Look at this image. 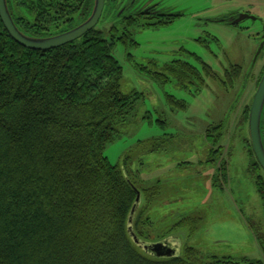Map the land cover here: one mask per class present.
<instances>
[{"label":"trees","instance_id":"obj_1","mask_svg":"<svg viewBox=\"0 0 264 264\" xmlns=\"http://www.w3.org/2000/svg\"><path fill=\"white\" fill-rule=\"evenodd\" d=\"M111 1H105L101 17L111 19L108 33L96 27L49 51L21 47L0 21V264H264V223L250 226L262 254L259 261L205 256L191 246L181 255L157 257L130 237L128 222L139 190L104 151L123 133L139 95L121 91L123 70L112 52L116 42L132 43L136 30L154 29L155 24L148 23L153 19L137 22L151 10L132 14L125 8L119 14ZM7 4L19 30L41 38L79 25L90 15L93 0ZM159 70L152 73L155 80H175L183 89L201 73L184 60ZM201 70L215 77L203 62ZM240 70L233 66L225 77ZM261 131L263 137V125ZM250 170L264 222V173L256 159ZM218 172L226 181L225 164ZM157 192L145 190L143 197L152 200ZM141 197L132 221L135 237L146 245L166 241L168 237L152 241L142 230L136 218ZM181 217L173 230L193 234L199 219Z\"/></svg>","mask_w":264,"mask_h":264},{"label":"rangeland","instance_id":"obj_2","mask_svg":"<svg viewBox=\"0 0 264 264\" xmlns=\"http://www.w3.org/2000/svg\"><path fill=\"white\" fill-rule=\"evenodd\" d=\"M120 1L135 8L156 5L177 15L171 24L158 29L136 30L132 43L118 41L112 52L123 70L121 91L139 97L123 133L106 147L104 156L139 190L142 197L136 218L142 230L152 241L168 237L177 255L191 246L205 256L237 262L262 260L250 230L264 222L249 172L255 159L248 119L264 73V46L251 66L264 43V0ZM241 11L256 20L236 26L216 21ZM110 20H100L97 28L108 33ZM152 23L158 27L156 20ZM178 60L201 72L195 84L183 89L175 80L152 77L154 71ZM202 62L215 77L205 75ZM233 66L240 67V72L225 77V70ZM263 123L264 110V140ZM222 164L226 181L218 172ZM153 188L159 192L152 200L145 199L143 192ZM171 202L175 204L168 206ZM181 216L199 219L193 234L173 230Z\"/></svg>","mask_w":264,"mask_h":264},{"label":"water","instance_id":"obj_3","mask_svg":"<svg viewBox=\"0 0 264 264\" xmlns=\"http://www.w3.org/2000/svg\"><path fill=\"white\" fill-rule=\"evenodd\" d=\"M106 0H93V6L90 15L76 27L58 34L49 37H33L27 34H24L16 26L7 4V0H0V21L10 36V38L20 45L21 47L32 50V51H49L60 48L66 44H70L74 41L81 39L84 35L89 33L91 30L97 27L98 23L101 20ZM256 20L255 17L249 16L247 14H240L238 17H229L228 19L224 18L218 20V23H226L230 26H236L244 20ZM264 38V34H263ZM264 43L260 44V47L254 57V60L251 66L254 65L258 55L260 54ZM264 110V73L261 77V80L258 83L257 89L255 91L248 119V133L249 141L252 149V153L258 163L259 167L264 173V143L262 137V115ZM140 201V194L137 192V198L135 206L133 207L130 217H129V226L128 231L130 237L141 247L144 251L149 252L157 257H174L176 255V250L172 247V244L169 241H163L159 243H153L146 245L140 242L134 235L132 231V221L136 211V207Z\"/></svg>","mask_w":264,"mask_h":264},{"label":"flooded vegetation","instance_id":"obj_4","mask_svg":"<svg viewBox=\"0 0 264 264\" xmlns=\"http://www.w3.org/2000/svg\"><path fill=\"white\" fill-rule=\"evenodd\" d=\"M111 3H112L111 4V8L112 7L113 8L114 7L115 8L116 7H119V9H121L119 11V14H121L124 11L125 8L128 9L126 12L132 13V14H135V13L142 14V13L148 12V10H151V12H150V13H152L151 15L139 16L137 18V22L139 23V25H142V23H146L143 19H153V20H156V24L158 25V27L157 28H154V29H158L160 27H163V26H166L168 24H171V22L174 21V19H170L169 18V15H172V14L160 10L159 8L156 7V5H146V6H142L141 5V6L137 7V8H135V7H133L132 5H129V4H128V6L127 5H123L120 0H117V2H115V0H114V1H111ZM134 10H136L137 12L133 13ZM128 13H126V14H128ZM240 14H247V15L251 16L248 12L242 13V11H241V12H238V13L234 14V16H231V17L236 18ZM166 16H168V18L170 19V21H168V19H165ZM180 16L181 15L178 14V17H180ZM228 18H226V19H228ZM216 21H218V19H216ZM148 23L149 24H153V23H150V22H148ZM162 23L164 25L161 26ZM166 23H168V24H166ZM224 24H226V23L224 22Z\"/></svg>","mask_w":264,"mask_h":264}]
</instances>
